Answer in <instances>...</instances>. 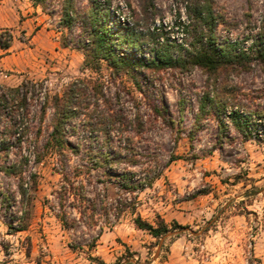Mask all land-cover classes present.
<instances>
[{"label":"rangeland","instance_id":"rangeland-1","mask_svg":"<svg viewBox=\"0 0 264 264\" xmlns=\"http://www.w3.org/2000/svg\"><path fill=\"white\" fill-rule=\"evenodd\" d=\"M125 2H114L110 23L122 16L133 21ZM155 2L162 18L151 26L165 27L162 38H181L177 24L186 20V2ZM131 3L138 11V1ZM86 4L78 0L81 11ZM215 4L226 20L218 27L220 41L228 38L249 48L264 31V0ZM4 30L12 32L13 40L9 49L0 47V92L3 86L29 79L42 82L50 96L61 95L77 78L103 86L101 106L121 109L128 118L124 133H111L113 146H119L120 138L124 145L132 137L139 164L92 168L86 151L102 146L105 136L90 135L82 127L70 136L72 145L80 146L77 153L48 152L36 162L32 147L25 145L22 152L30 157L25 175H35L37 181L32 217L27 231L10 234L0 210V264H98L94 257L107 264H264V119L253 116L263 126L249 135L226 119L229 125L220 144L216 119H204L195 129L207 83L202 70L141 69L140 88L129 75L113 74L105 61L98 71L87 68L83 50L76 47L80 28L70 30L60 23V0H46L44 9L32 0H0V34L5 38ZM152 45L145 43L136 54L148 58ZM221 86L245 108L264 110L263 67L255 64L251 71L224 75ZM42 102L37 95L30 116L37 125ZM153 105L163 107L162 112ZM51 112L42 123L41 144L50 131ZM138 116L147 128L140 133L135 131ZM17 158L12 154V160ZM123 173L145 183L153 179L132 194L114 179ZM17 183V178L0 172L2 190L14 192ZM133 202L143 219L155 223L159 216L170 226L176 221L186 229L153 237L136 227V215L128 207ZM8 243L6 252L2 246Z\"/></svg>","mask_w":264,"mask_h":264},{"label":"trees","instance_id":"trees-1","mask_svg":"<svg viewBox=\"0 0 264 264\" xmlns=\"http://www.w3.org/2000/svg\"><path fill=\"white\" fill-rule=\"evenodd\" d=\"M34 5L44 9L46 0H32ZM117 0H87L86 7L81 11L78 0H60V23L67 29L79 27L80 40L76 47L81 48L85 55L84 65L94 71L101 68L105 61L113 74H127L134 79L138 87L141 69L160 71L171 69L185 73L195 68L207 75L206 90L200 97L195 129H199L201 121L214 118L218 121L220 136L217 143H222L223 129H227L226 119L244 135H249L264 119V110L256 108L250 110L238 102L226 86H221L223 76L230 73L239 74L253 70L255 64L264 68V31L253 41L249 48L236 45L228 38L220 41L218 27L226 23L224 15L218 12L215 0H184L186 20L177 24L182 28L181 38L165 36L164 29L152 24L157 18H162V12L155 0H137V11L131 0H125L126 8L133 12V21L126 22L115 19L110 23ZM120 9V5L116 6ZM120 11L117 10V13ZM7 37L0 34V47L7 50L11 46L13 34L4 30ZM162 38V39H161ZM152 41L149 57L138 56L137 50ZM123 47H127L123 51ZM136 49V50H134ZM213 83H210V80ZM220 81V82H218ZM220 83L219 86H217ZM216 83L212 88L210 86ZM43 100L40 106L39 125L30 117L36 96ZM104 97L103 86L91 84V81L77 78L72 81L63 93L50 96L42 82L24 80L17 86H3L0 92V172L7 177L18 179L17 190L7 192L0 188V210L5 218V225L10 234L27 231L33 212V191L36 190V178L26 177L25 172L30 157L23 154L25 145L32 147V154L36 162L48 153L63 154L65 151L79 152L80 146L74 147L70 136L77 131V127L86 129L90 135L95 132L104 134L103 145L96 148L89 146L86 151L87 159L92 168L107 167L109 165L127 162L131 165L139 164L136 152L130 145L132 137L122 138L119 146H113V130L124 133L128 118L123 116L121 109L115 110L101 106ZM156 112L161 113L163 107L153 105ZM52 110L47 129L41 144L42 123L48 111ZM256 116L258 120H254ZM135 131L144 132L147 128L142 117L138 116ZM74 124V125H72ZM198 125V126H197ZM196 130H193L194 132ZM12 154L18 158L12 160ZM87 167V171L92 169ZM33 177V179H31ZM118 185L130 193L142 189L148 182L137 181L134 176L123 173L116 176ZM130 211L135 214L134 223L138 229L147 231L155 238H161L172 229H186V226L176 221L170 226L158 216L155 223L142 218L136 212L135 202L129 204ZM95 209V205L92 207ZM126 209V206L125 208ZM121 212V209H120ZM120 213L117 214L119 216ZM67 225V222L63 220ZM9 243L2 247L8 252ZM30 247L26 252L29 253ZM98 264H107L98 258H91ZM120 257L118 261H121Z\"/></svg>","mask_w":264,"mask_h":264},{"label":"crops","instance_id":"crops-1","mask_svg":"<svg viewBox=\"0 0 264 264\" xmlns=\"http://www.w3.org/2000/svg\"><path fill=\"white\" fill-rule=\"evenodd\" d=\"M4 50V49H3Z\"/></svg>","mask_w":264,"mask_h":264}]
</instances>
